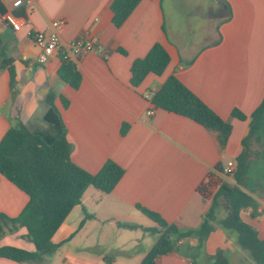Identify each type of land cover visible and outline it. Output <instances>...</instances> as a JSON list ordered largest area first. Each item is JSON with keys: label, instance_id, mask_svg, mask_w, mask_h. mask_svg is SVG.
Here are the masks:
<instances>
[{"label": "crops", "instance_id": "1", "mask_svg": "<svg viewBox=\"0 0 264 264\" xmlns=\"http://www.w3.org/2000/svg\"><path fill=\"white\" fill-rule=\"evenodd\" d=\"M16 1L0 0V142L19 122L32 130L47 128L46 97L54 92L73 162L90 174L108 160L125 170L110 194L87 189L53 236L58 251L36 264H142L162 231L138 206L181 232L200 229L212 207L200 188L209 174L233 182L217 167L232 162L236 168L250 117L264 99V0H142L120 27L114 24L115 0H22L14 8ZM8 12L26 22L21 31L4 27ZM59 19L65 21L63 40L84 38L100 47L72 62L82 76L79 89L59 77V56L39 61L40 50L27 36L28 29L51 32V22ZM155 44L170 63L161 76L149 74L134 86L133 63ZM173 75L231 124L225 148L217 133L151 102ZM234 110L248 118H235ZM249 150L243 188L255 203L241 218L264 241V124ZM28 202L25 192L0 176V216L17 218ZM226 215L220 208L204 248L193 236L182 238L177 252L159 256L155 264H215L219 252L228 264H256L237 233L218 225ZM0 223V247L35 251L26 227ZM0 264L24 263L0 258Z\"/></svg>", "mask_w": 264, "mask_h": 264}, {"label": "trees", "instance_id": "2", "mask_svg": "<svg viewBox=\"0 0 264 264\" xmlns=\"http://www.w3.org/2000/svg\"><path fill=\"white\" fill-rule=\"evenodd\" d=\"M141 1L115 0L112 4L115 26H122ZM231 14L230 6L225 2V18H230ZM169 63L168 53L160 44H155L146 57L133 63L132 84L140 85L149 74L161 76ZM59 77L74 89H79L81 85L82 76L72 62L63 61ZM55 98L54 92H50L46 97L49 105L44 117L47 128L32 130L19 122L8 130L0 142V176L7 178L29 196L28 204L17 218L0 216V221L5 220L15 226L26 227L27 239L35 245L33 252L11 246L0 247V258L24 264H36L50 259L60 247L53 242V236L73 209L82 204L87 189L95 187L105 194H110L125 174V170L112 160H108L97 174H90L73 162L72 145L67 138V129L61 113L55 105ZM62 102L65 107L68 105L64 97ZM151 102L161 109L187 117L217 133L221 147L225 148L232 132L231 124L218 116L178 77L170 76L152 96ZM232 115L240 120L248 118L239 110H234ZM250 118V132L243 140L244 150L237 157L234 172L227 176L233 182L209 174L208 186L212 187L213 191H209L205 186L200 188L205 198L212 199V207L200 229L181 232L177 227L168 225L157 213L138 206L162 231V235L142 264H155L159 256L177 252L176 241L182 238L193 236L199 240L200 248H204L208 237L216 228L220 208H224L227 215L218 225L237 233L239 245L250 253L256 264H264V241L260 239L256 229L241 218L242 211L255 203L243 188V182L251 155L249 144L264 124V99ZM217 170L224 173L221 167H217ZM120 226L137 228L131 224ZM147 231L154 232L153 229ZM4 235L5 230L0 223V239ZM172 235H175V240ZM215 264H228L222 252L216 256Z\"/></svg>", "mask_w": 264, "mask_h": 264}, {"label": "built area", "instance_id": "3", "mask_svg": "<svg viewBox=\"0 0 264 264\" xmlns=\"http://www.w3.org/2000/svg\"><path fill=\"white\" fill-rule=\"evenodd\" d=\"M23 1L17 0L14 4V8L22 6ZM5 22L13 28L14 31L19 32L25 27V21L17 18L13 13L8 12L3 16ZM65 21L62 19L52 21L50 26L51 32H42L34 29H28L27 36L32 40L34 45L40 50L38 59L44 63L53 56H59L62 61L73 62L75 59L91 53L96 52L100 47L84 38H77L70 41H65L61 37V29L64 27ZM149 115H153V111L148 112ZM235 170L234 163L230 162L224 169L223 175L228 176ZM210 178H207L205 184L202 187H208L209 191H213L212 187H209Z\"/></svg>", "mask_w": 264, "mask_h": 264}, {"label": "water", "instance_id": "4", "mask_svg": "<svg viewBox=\"0 0 264 264\" xmlns=\"http://www.w3.org/2000/svg\"><path fill=\"white\" fill-rule=\"evenodd\" d=\"M0 25H1V23H0ZM4 25V27H6L7 26V23H5V24H3Z\"/></svg>", "mask_w": 264, "mask_h": 264}, {"label": "rangeland", "instance_id": "5", "mask_svg": "<svg viewBox=\"0 0 264 264\" xmlns=\"http://www.w3.org/2000/svg\"><path fill=\"white\" fill-rule=\"evenodd\" d=\"M41 128H44L43 124H42ZM109 257H111V255Z\"/></svg>", "mask_w": 264, "mask_h": 264}]
</instances>
